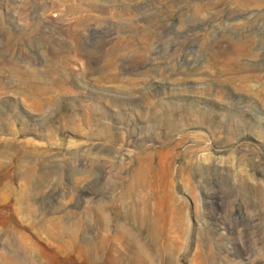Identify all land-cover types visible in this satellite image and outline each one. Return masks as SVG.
<instances>
[{
	"label": "rangeland",
	"instance_id": "obj_1",
	"mask_svg": "<svg viewBox=\"0 0 264 264\" xmlns=\"http://www.w3.org/2000/svg\"><path fill=\"white\" fill-rule=\"evenodd\" d=\"M142 261L264 264V0H0V264Z\"/></svg>",
	"mask_w": 264,
	"mask_h": 264
},
{
	"label": "bare ground",
	"instance_id": "obj_2",
	"mask_svg": "<svg viewBox=\"0 0 264 264\" xmlns=\"http://www.w3.org/2000/svg\"><path fill=\"white\" fill-rule=\"evenodd\" d=\"M137 178H136V181L134 180L132 183V185L128 188V190H127V194H128V197L131 195V193H134V187L136 186V182H137V184H139L140 186H144L145 185V176H144V173L143 172H140L137 176H136ZM139 189V188H138ZM133 195H135V194H133ZM132 195V196H133ZM147 195V194H146ZM127 197V196H126ZM134 197V196H133ZM127 199V198H126ZM149 199V198H148ZM132 199L130 198V200H128V202L129 201H131ZM133 200H136V198L135 199H133ZM132 200V201H133ZM146 200H147V198H146ZM144 201L145 200H143V204H144V208H143V211L141 210V208L138 210L137 209V205L136 204H131V205H129L130 206V210L128 211V213L131 215V216H133V218H137L138 219V221L141 223V224H143L142 225V229H144L143 228V226H147V229H148V232L150 233V234H148V236L149 235H151L152 236V238L154 237V238H159V237H165V233H166V230H165V228H164V224L166 223L165 222V219H166V216L164 217L163 216V214H161L160 213V211H157L158 209H157V207H156V211L154 212V214L153 215H150V213H149V211H151L149 208H148V206L146 205V203H144ZM148 201V200H147ZM141 202H142V199H141ZM141 204V203H140ZM150 204V203H149ZM125 205H127V204H125ZM139 205V204H138ZM162 207V206H161ZM121 208V207H120ZM126 208H127V206H126ZM155 208V207H154ZM160 208V207H159ZM163 208V207H162ZM128 209V208H127ZM120 210V209H119ZM124 210V209H123ZM155 210V209H154ZM162 211H163V209H162ZM163 212H165V211H163ZM125 213V212H124ZM164 215H166L165 213H164ZM122 216V215H121ZM126 216V215H125ZM129 216V215H128ZM127 217V216H126ZM133 218H131V219H133ZM165 218V219H164ZM56 219V218H55ZM55 219H53L54 221H55ZM58 220V219H57ZM161 221H162V223H161ZM51 222V221H50ZM56 222V221H55ZM164 223V224H163ZM49 224V223H48ZM76 224V223H75ZM54 225V223L52 224V227H54L53 226ZM62 225H63V223H62ZM140 225V224H139ZM138 225V226H139ZM123 226V225H122ZM141 226V225H140ZM124 227H126V226H124ZM46 228H49V227H47L46 226ZM45 228V229H46ZM127 228V227H126ZM141 228V227H140ZM167 228V227H166ZM123 229V228H122ZM136 229V228H135ZM118 230H120V229H118ZM131 230V229H130ZM134 230V229H133ZM135 231V230H134ZM144 231V230H143ZM146 231V230H145ZM133 232V231H132ZM147 231H146V233H148ZM168 232V231H167ZM126 233H129V232H126ZM133 233H136V231L135 232H133ZM138 233V232H137ZM141 233V232H140ZM135 235V234H134ZM130 236H132V235H130ZM139 236V235H138ZM167 236V235H166ZM54 237V236H53ZM60 237V236H59ZM133 237V236H132ZM136 238V237H135ZM149 238V237H148ZM57 239V238H56ZM150 239V238H149ZM163 239V238H162ZM151 240V239H150ZM149 240V241H150ZM153 240V239H152ZM158 240V239H157ZM148 241V242H149ZM154 241H155V239H154ZM162 241L163 240H161V242H160V238H159V241L158 242H160V243H162ZM167 241V240H166ZM134 242V241H133ZM136 242V241H135ZM151 242H153V241H151ZM151 242L149 243V245L151 244ZM156 242V241H155ZM168 242V241H167ZM137 243V242H136ZM157 243V242H156ZM46 244V243H45ZM146 244H148V243H146ZM155 244V243H154ZM145 245V244H144ZM156 245V244H155ZM154 245V246H155ZM164 245V244H163ZM147 246V245H146ZM151 246V245H150ZM160 246H161V244H160ZM159 246V247H160ZM143 247V246H142ZM151 247H153V244H152V246ZM144 248V247H143ZM154 248V247H153ZM158 248V247H157ZM164 248H166V246H164ZM146 249V251H148V249H147V247L145 248ZM155 249V248H154ZM96 250V249H95ZM162 250H163V248H162ZM168 251V250H167ZM141 252H143V251H141ZM152 252H153V250H152ZM161 251H159V253H160ZM147 253V252H146ZM145 253V254H146ZM151 253V252H150ZM154 253V252H153ZM156 253H157V251H156ZM155 253V254H156ZM33 254V253H32ZM91 254V253H90ZM166 254V253H165ZM165 254L163 255V256H165ZM97 255V254H96ZM156 255H158V253L156 254ZM160 255H161V253H160ZM91 256V255H90ZM140 256V255H139ZM145 256V255H144ZM146 256H148V254L146 255ZM150 256H151V254H150ZM152 256H154V255H152ZM93 257V256H92ZM98 257H99V255H98ZM138 257V256H137ZM143 258H145V257H143ZM157 258V257H156ZM97 259V258H96ZM140 259H141V257H140ZM149 259H150V257H149ZM163 260V259H162ZM139 261V260H138ZM137 261V262H138ZM145 261V260H144ZM144 261H142V263L144 262ZM56 262V261H55ZM136 262V261H135ZM141 263V264H142ZM136 264H138V263H136ZM144 264V263H143Z\"/></svg>",
	"mask_w": 264,
	"mask_h": 264
}]
</instances>
